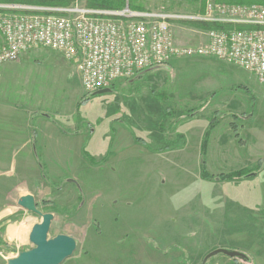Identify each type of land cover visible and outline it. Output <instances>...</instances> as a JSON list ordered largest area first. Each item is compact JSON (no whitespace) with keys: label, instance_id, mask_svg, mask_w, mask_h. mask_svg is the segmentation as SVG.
<instances>
[{"label":"rangeland","instance_id":"obj_1","mask_svg":"<svg viewBox=\"0 0 264 264\" xmlns=\"http://www.w3.org/2000/svg\"><path fill=\"white\" fill-rule=\"evenodd\" d=\"M91 1L104 2L83 0ZM120 1L125 7L178 14L197 12L204 5V0ZM173 24L178 44L204 42L199 33L204 28ZM170 63L95 95L84 90L75 65L51 49L31 50L10 70H0V100L64 123H82L95 131L96 143L108 145L111 138L113 145L118 130L125 129V153L111 161L112 151L89 154L87 161L81 156L84 161L57 163L61 172L51 169L56 163H44L39 156L38 169L30 166L38 208L54 214L50 237L79 239L65 263L264 264V169L239 180L221 177L264 159V85L250 71L215 57L187 56ZM210 125L205 158L210 178L205 179L202 141ZM179 133L183 138L176 137ZM183 142L177 149H152ZM16 152L18 158L23 149ZM17 164V172L10 173V201L0 197V264L29 246L22 238L42 220L18 206V186L13 184L22 187L27 170ZM71 176L78 179L80 204L68 198V209L57 210L56 191L73 187L67 183ZM221 247L242 251L250 259L219 254L205 260Z\"/></svg>","mask_w":264,"mask_h":264},{"label":"built area","instance_id":"obj_2","mask_svg":"<svg viewBox=\"0 0 264 264\" xmlns=\"http://www.w3.org/2000/svg\"><path fill=\"white\" fill-rule=\"evenodd\" d=\"M213 23L204 42H176L173 22ZM46 48L77 68L89 93L130 81L187 56L215 57L253 73L264 85V0H204L203 10L169 13L0 0V66Z\"/></svg>","mask_w":264,"mask_h":264},{"label":"crops","instance_id":"obj_3","mask_svg":"<svg viewBox=\"0 0 264 264\" xmlns=\"http://www.w3.org/2000/svg\"><path fill=\"white\" fill-rule=\"evenodd\" d=\"M11 64H13V62L3 64L0 66V70H10ZM124 132V128L118 130L114 136L113 141L115 142L113 145L111 138L108 145L103 144L102 141H97L96 143L94 142L95 131H90L89 127L82 123H64L50 114L33 113L30 108H26L22 104L0 100V197L4 195V198L10 201V173L15 174L17 172V163H23L24 168L21 169H23V172L27 171L23 175L26 179L22 187L19 186L21 183L13 184L14 186H18L16 188V195L20 192H26L33 194L36 198V191L30 188L32 173L30 166L33 165L34 169H38V156L44 163H56L57 168L51 167L54 172H56V170L58 172L60 171V167L57 163L84 161L81 156L87 161L86 156L83 154L84 147L89 154L95 156L97 154L100 156L107 155L112 151L111 161L114 156L125 153V144L121 146V143H124L121 138ZM19 148L23 149V153L17 158L18 152L16 151L19 150ZM75 177L76 176H71L72 179L67 182L70 183L69 186L73 187H68L65 191L64 189H60L61 186L59 188L60 190L56 191L59 195L54 200V203L59 205L62 209H68L66 204V201L69 200L68 198H71L72 200L70 201L76 203H79L81 199L75 184L78 179ZM53 184L58 183L54 182ZM59 184L61 185V183ZM91 201L96 205V200ZM83 206L84 203L78 205L79 211ZM76 207L77 206H75V208ZM34 224H36V222L33 223L28 230L27 238H22V240H25L24 244L29 245L27 248H24V250L33 247V244L29 240V234ZM75 238L77 242H79V239L77 237ZM82 256L84 255L82 254L80 257ZM85 256L89 257L88 252H85ZM62 264L74 263L71 261L70 263L64 262Z\"/></svg>","mask_w":264,"mask_h":264},{"label":"water","instance_id":"obj_4","mask_svg":"<svg viewBox=\"0 0 264 264\" xmlns=\"http://www.w3.org/2000/svg\"><path fill=\"white\" fill-rule=\"evenodd\" d=\"M111 88L101 89L96 94H106ZM254 175V173L252 174ZM18 205L26 211L33 212L42 217L41 222L33 225L29 240L33 247L19 252L16 257L8 260V264H62L73 256L77 249V240L68 234H57L50 237V230L54 220L51 212L43 213L37 205L35 196L31 193L20 192L17 194ZM223 254L232 259L248 261L249 256L239 250L229 248H216L207 254L205 260Z\"/></svg>","mask_w":264,"mask_h":264},{"label":"trees","instance_id":"obj_5","mask_svg":"<svg viewBox=\"0 0 264 264\" xmlns=\"http://www.w3.org/2000/svg\"><path fill=\"white\" fill-rule=\"evenodd\" d=\"M8 1H14V2H31V3H47V4H69L71 0H26V1H23V0H8ZM104 2L103 3H96V2H89L88 5L91 6V7H100V8H112V9H122L124 8V3L122 4V2H117V0H114V1H111V0H103ZM203 7L204 5L201 7V10H203ZM130 8H133V9H138V10H141V8L139 7H136L134 5H131L130 4ZM189 24H192V25H195V26H199V27H202L204 29H208V28H215V27H220L219 25L217 24H213V23H196V22H190ZM119 82V81H117ZM115 82L112 86H111V89H113L116 85ZM96 93H92L91 95H95ZM90 98H86L84 99V101H81L80 104L84 103L85 101L89 100ZM213 126L210 125V127L207 128V130L205 131V134H204V137H203V141H202V160H201V176L205 179H208L210 178L209 175H208V171L206 169V152H207V149H208V143H209V135H210V132L212 130ZM177 138H183V135L182 134H177L176 135ZM136 141H139L141 143H144L145 145L147 146H150L144 139H141L139 137H136L135 138ZM185 142H183L181 145H176V146H173L171 147L172 145L170 144H167V146L161 148V149H154L152 148L153 150L157 151V152H163V151H166V150H171V149H177V148H180L183 146ZM83 154L86 156V158H88L90 160V155L89 153L87 152L86 148L84 147L83 149ZM264 169V159H260L259 162H257L254 166L251 165V166H247V167H243L241 169H238V170H235L231 173H228V175H221V177H224L225 180H230V179H233V180H236V179H244V178H248V177H251V176H254L256 175L259 170L261 169ZM254 173V175H252ZM219 178V177H218ZM54 207V206H53ZM55 209L57 210H60L62 209L60 206H57V207H54Z\"/></svg>","mask_w":264,"mask_h":264},{"label":"bare ground","instance_id":"obj_6","mask_svg":"<svg viewBox=\"0 0 264 264\" xmlns=\"http://www.w3.org/2000/svg\"><path fill=\"white\" fill-rule=\"evenodd\" d=\"M133 9V8H132Z\"/></svg>","mask_w":264,"mask_h":264}]
</instances>
